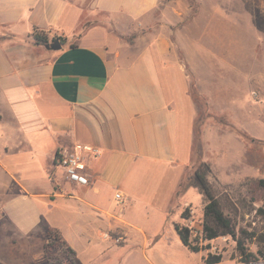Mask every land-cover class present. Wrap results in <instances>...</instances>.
Wrapping results in <instances>:
<instances>
[{"label":"crops","instance_id":"obj_1","mask_svg":"<svg viewBox=\"0 0 264 264\" xmlns=\"http://www.w3.org/2000/svg\"><path fill=\"white\" fill-rule=\"evenodd\" d=\"M189 14L182 0H0V225L8 224V242L41 233L35 262L48 264L49 230L74 252L73 260L75 240L93 243L105 231L122 234L124 245L139 238L145 254L144 230L124 220L122 207L105 209L99 189L114 188L123 205L133 189L149 188L143 180L150 175L177 173L173 181L160 180L168 214L192 141L188 75L171 54L174 28ZM34 31L48 44L55 38L64 44L58 51L35 45ZM75 144L100 151L87 161L88 186L70 183L56 166ZM12 157L25 165L11 166ZM195 190L179 204L188 206L199 196ZM39 199L53 205L39 208ZM58 200L75 202L78 224L70 220L63 230L49 218ZM175 213L180 217V208Z\"/></svg>","mask_w":264,"mask_h":264},{"label":"rangeland","instance_id":"obj_2","mask_svg":"<svg viewBox=\"0 0 264 264\" xmlns=\"http://www.w3.org/2000/svg\"><path fill=\"white\" fill-rule=\"evenodd\" d=\"M182 2L189 7L190 14L174 28L171 54L182 63L188 75L187 95L194 109L190 159L182 181L191 175L193 165L207 164L208 182L235 232L238 234L243 229L260 236L264 234V216L256 210L264 209V187L259 185L264 180V0ZM185 118L183 115L181 123L186 135L189 128ZM6 161L11 166L26 163L14 157ZM159 177L145 178L143 183L149 182L150 189H133V199L129 203L125 200L118 207L112 201L114 188L99 189L98 197L105 209L116 213L122 207L124 220L144 230L149 240L145 254L139 238L135 246L124 245L122 234L105 231L101 234L102 240L95 234L93 243L75 240V264H203L201 257L207 251L189 253L173 229V223H178L193 233L200 232L204 204L201 195L195 190L199 196L190 197L191 212L187 221L175 213V209L180 208L182 212L187 207L179 204L177 195L165 215L169 204L167 185L160 180L173 181L177 173H163ZM38 205L45 209L53 204L48 199H39ZM53 207L49 218L63 230L70 220L72 224L79 223L74 201L58 200ZM7 231L8 224L1 223L0 264H46L35 262L41 248L40 232L8 242L4 236L9 235ZM104 234L110 239H104ZM117 238L120 240L115 243L113 240ZM260 240L259 237L246 241L247 250L255 255L259 248L264 250ZM203 244H209L212 253L222 255L224 260L219 264H234L228 260L238 262L235 242L229 236ZM47 250L52 264H70L73 260V255H66L61 247ZM253 264H264V261Z\"/></svg>","mask_w":264,"mask_h":264},{"label":"trees","instance_id":"obj_3","mask_svg":"<svg viewBox=\"0 0 264 264\" xmlns=\"http://www.w3.org/2000/svg\"><path fill=\"white\" fill-rule=\"evenodd\" d=\"M32 37L35 45H46L48 44L47 37L40 31H34ZM59 43L64 44L62 38H55ZM51 40L52 42L55 40ZM210 168L207 164L199 162L196 166L193 165V171L190 176H188L185 181L179 185L177 191V196L183 195L188 189L194 188L197 190L198 194L201 195L204 204L202 208V224L201 233H197L193 236L191 230L184 225L178 223H173V229L178 239L184 247H186L190 252L198 253L205 252L210 249L209 244H202L205 241H212L220 237L229 236L235 242V251L238 256V262L241 264H253L258 262V260L264 261V250L259 248L256 255L249 252L246 248V241H251L252 239L258 240L261 238V242L264 243V234L260 236H255L254 232H248L241 229L237 234L234 230L232 221L224 215L218 198L216 197L211 184L208 182V174ZM259 185L264 187V180L259 181ZM256 213L264 216V209L259 208ZM180 218L183 220H188L190 218L189 206L183 209L180 213ZM47 244L44 247V258L47 260L48 264H52L48 256V248H63L66 255H74V252L65 246L61 241L56 231L49 230L47 232ZM203 262L205 264H218L222 261V255L220 253L212 254L206 252L202 256ZM70 264H75L74 260L69 261Z\"/></svg>","mask_w":264,"mask_h":264},{"label":"built area","instance_id":"obj_4","mask_svg":"<svg viewBox=\"0 0 264 264\" xmlns=\"http://www.w3.org/2000/svg\"><path fill=\"white\" fill-rule=\"evenodd\" d=\"M100 156V151L91 146L83 144H75L71 149L66 153L62 154L57 158L56 166L62 171L63 176L70 182L78 186H88L90 184L86 166L87 161L91 158H97ZM114 200L117 205H120L123 202V196L121 193H116L114 195ZM191 212V211H190ZM187 221V220H186ZM186 226V225H184ZM190 229V228H189ZM191 230V229H190ZM193 236L200 232H194L191 230ZM104 239H110L107 234H104ZM221 238V237H220ZM218 239V238H217ZM120 238L114 239L115 243L119 242ZM213 241V240H212ZM207 242V241H205ZM210 242V241H208ZM204 242H202L203 244ZM206 245V244H204ZM211 249V248H210ZM207 250V252L212 253ZM216 253V252H215ZM212 253V254H215Z\"/></svg>","mask_w":264,"mask_h":264},{"label":"water","instance_id":"obj_5","mask_svg":"<svg viewBox=\"0 0 264 264\" xmlns=\"http://www.w3.org/2000/svg\"><path fill=\"white\" fill-rule=\"evenodd\" d=\"M45 48L47 50L58 51L61 49V44L59 43L57 39H55L53 42L46 44Z\"/></svg>","mask_w":264,"mask_h":264}]
</instances>
